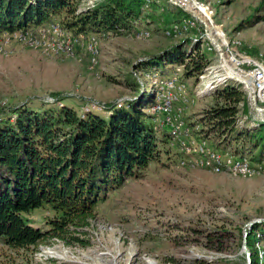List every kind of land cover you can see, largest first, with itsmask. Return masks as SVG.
<instances>
[{
	"label": "rangeland",
	"instance_id": "rangeland-1",
	"mask_svg": "<svg viewBox=\"0 0 264 264\" xmlns=\"http://www.w3.org/2000/svg\"><path fill=\"white\" fill-rule=\"evenodd\" d=\"M156 1L159 5L165 3ZM198 1L212 10V18L207 12L208 23L201 16L199 20L206 28L209 25L214 37L221 38V42L226 41L225 35L235 38L242 51L264 62V0ZM158 11L155 10L156 15ZM162 25L143 22L118 34L92 33L98 47L93 62L81 45L70 54L44 55L11 42L0 50V111L19 103L37 105L48 99L52 102L59 95L76 111L88 107L107 116L105 106L122 105L137 96L141 85L145 98L154 85L134 64L180 39L192 38L201 28L198 25L196 30L165 36ZM138 29L147 30L149 35L138 36ZM200 43L193 47L185 43L184 47L204 53L207 68L215 66V52L206 50L205 42ZM140 66L144 68L146 64L142 62ZM155 73H163L161 64L156 65ZM130 74L140 83L139 88ZM195 80H185L189 90L199 87ZM226 83L237 85L231 79L217 83L186 110L185 133L192 145L201 137L196 133L199 125L192 123L212 103V92ZM240 117L238 127L244 121H257L248 116V111ZM204 138L210 147L223 150ZM178 154V149L169 145L168 151L161 154L158 162L148 165L141 178H127L119 187L109 189L97 201L94 217L83 228L85 244L69 245L54 239L35 248L14 250L0 243V264H188L198 258L213 264H245L238 229L243 233L249 220L264 218V172L239 175L195 165L179 166ZM23 216L32 226L44 229L52 212L41 206ZM208 234L220 239L219 243L205 240ZM254 245L264 247L260 240Z\"/></svg>",
	"mask_w": 264,
	"mask_h": 264
},
{
	"label": "trees",
	"instance_id": "trees-1",
	"mask_svg": "<svg viewBox=\"0 0 264 264\" xmlns=\"http://www.w3.org/2000/svg\"><path fill=\"white\" fill-rule=\"evenodd\" d=\"M143 4L144 0H91L89 4L86 0H0V33L59 21L74 34L101 36L128 31L143 22L163 24L165 29L189 16L167 0L163 5L153 0L147 9ZM185 43L190 44L191 37L143 58L144 68L142 62L134 68L140 67L145 75L155 73L156 65L161 64L160 76H166L180 64L182 80H195L208 59L194 49L187 51ZM138 90L137 96L122 105L105 106L107 116L76 111L59 95L52 102L19 103L0 111L1 244L14 250L35 248L54 239L69 245L85 244L83 228L94 217L97 201L127 178H141L148 165L161 159L169 149L167 133L153 129L144 111L152 103V92L144 98L143 86ZM211 98L210 106L192 123L200 127L197 135L250 162L263 160L264 121H244L240 127L236 123L247 112L244 92L226 83L216 88ZM41 206L52 212L44 229L32 226L23 216ZM263 230V221L254 222L245 236L250 264H264V247L254 245L259 240L264 243ZM238 234L241 243L240 228ZM205 240L219 243L220 239L208 234ZM188 264L213 263L198 258Z\"/></svg>",
	"mask_w": 264,
	"mask_h": 264
},
{
	"label": "built area",
	"instance_id": "built-area-1",
	"mask_svg": "<svg viewBox=\"0 0 264 264\" xmlns=\"http://www.w3.org/2000/svg\"><path fill=\"white\" fill-rule=\"evenodd\" d=\"M152 1L144 0L142 8L147 9ZM167 1L183 11H190L192 15L188 14V17L172 22L167 28L162 30L163 34L165 36L180 35L191 29L196 30L197 26L200 25V30L191 38V44L197 42V44L201 45L200 42H205L204 48L215 52L217 64L209 68L206 65V68L204 67L196 75L199 87L193 90H189L186 81L182 80V65L180 64L174 65L166 76H160L156 73H145L144 77L151 78V82L154 85L152 103L144 109L150 116L152 128L155 130L163 129L167 133L169 145L175 146L180 153L176 159L179 166L195 165L207 168L212 172L225 171L239 175L264 172V159L258 162H250L245 156H237L227 151L217 150L212 146L210 147L204 137H200L197 143L192 145L188 141L189 139L186 138L187 125L184 120L186 110L194 104L199 96L209 90H213L217 83L230 79L224 70V67H227L224 62L228 61L232 66L231 74L238 78L233 80L234 83L239 85L245 94L248 116L257 121H264V110L254 109L250 105L251 94L255 105L259 108H264V62L259 57L242 51L239 41L226 36L222 29L226 37L224 42H221V38L214 37L209 29H203V24L205 23L199 20L195 11L200 10L203 12L202 8H205L212 18L213 13L208 5L198 0ZM90 2L91 0H88L86 4ZM218 25L219 27L221 26L219 23ZM207 31L218 42L220 51L207 37L205 33ZM136 32L142 38L149 35V32L145 29H138ZM11 42L34 49L44 55L70 54L73 48L81 45L89 53L91 62L94 61L98 48L94 34H74L70 30L65 29L59 21H52L47 25L38 26L34 29H20L0 33V50L8 47ZM223 56L225 61H223ZM219 59H221V63ZM96 110L99 111L97 108ZM87 111H89V108L85 107L81 112ZM239 121L238 118L236 123Z\"/></svg>",
	"mask_w": 264,
	"mask_h": 264
},
{
	"label": "water",
	"instance_id": "water-1",
	"mask_svg": "<svg viewBox=\"0 0 264 264\" xmlns=\"http://www.w3.org/2000/svg\"><path fill=\"white\" fill-rule=\"evenodd\" d=\"M187 14L189 15H192V13L190 11H187V10H184ZM203 29L206 30V26L205 24H203ZM207 37L210 39V41L216 46L218 47L217 49L219 50V45H218V42L213 38V36L210 34V32H205ZM220 51V50H219ZM219 62L221 63V59H219ZM224 70L226 71V74L229 76L230 79L232 80H237L238 78L235 77L234 75H232L229 70L227 69V67H224ZM250 105L252 108L254 109H258V110H264V108H259L255 105L254 103V100H253V97L252 95L250 94ZM259 221H263L264 222V218H261V219H255V220H249L247 222V224L245 225L244 227V230H243V233H242V241H241V245H242V249H243V252L245 254V258H246V263L245 264H250V260H249V252L248 250L246 249V246H245V236L247 234V232L250 230V227L251 225L254 223V222H259Z\"/></svg>",
	"mask_w": 264,
	"mask_h": 264
},
{
	"label": "bare ground",
	"instance_id": "bare-ground-1",
	"mask_svg": "<svg viewBox=\"0 0 264 264\" xmlns=\"http://www.w3.org/2000/svg\"><path fill=\"white\" fill-rule=\"evenodd\" d=\"M204 10V12H201L200 14H199V11L197 10V11H195V14H196V16L199 18V16H201L200 18L202 19L203 18V21H205V22H207L208 23V15H207V11L205 10V9H203ZM207 25V24H206ZM207 29H209L210 30V28H209V25H207ZM210 32H211V30H210ZM212 34V33H211ZM214 36V35H213ZM223 61H225V57L223 56ZM226 65H227V67H228V70H229V72L231 73V67L229 66V64L225 61L224 62ZM239 78H241V77H239ZM261 111H263V110H261Z\"/></svg>",
	"mask_w": 264,
	"mask_h": 264
}]
</instances>
